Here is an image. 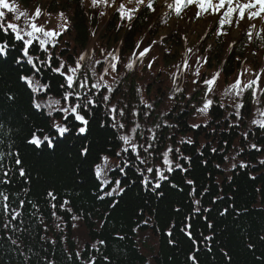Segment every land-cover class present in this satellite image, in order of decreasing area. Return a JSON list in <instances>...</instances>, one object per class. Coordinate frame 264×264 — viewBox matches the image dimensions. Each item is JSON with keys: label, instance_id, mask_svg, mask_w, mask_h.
<instances>
[{"label": "trees", "instance_id": "16d2710c", "mask_svg": "<svg viewBox=\"0 0 264 264\" xmlns=\"http://www.w3.org/2000/svg\"><path fill=\"white\" fill-rule=\"evenodd\" d=\"M22 1L27 4L32 2ZM120 2L117 0V4ZM43 5L50 13L59 10L71 12V25L59 37L55 55L72 64L80 54L88 53L86 60L81 62L86 67L95 60L103 61L105 58L115 62L109 53L118 54L121 60L117 65L118 71L105 77L116 88L111 103L118 109L128 105L126 115L130 110L150 112L148 117L138 118L142 127L137 130V139L144 138L139 136L140 132L147 137V129L161 123L162 127L155 129L160 141L157 150L162 152L169 145L173 150L179 147L191 162L179 161L188 171L181 173L177 170L170 174L171 182L179 187L172 188L167 181L162 183L158 191H162L163 196L145 190L140 183L142 178L135 174L134 168L126 170V176L121 175L117 168L116 172H109L108 177L113 180V185L116 179H120L125 193L99 199L104 193L100 191L102 185L95 177L94 165L102 162L101 153L110 157L111 167L121 164L115 153L122 142L109 126L110 118L100 108L90 120L86 137L68 135L66 139L58 138L54 149H36L29 145L27 140L33 129L44 128L46 133H52L50 124L53 118L46 115L47 109L37 112L32 107L31 89L19 79L21 74L31 75L32 70L26 63H15L21 47L17 43L16 50L11 51L6 60L0 59V152H20L27 180L19 177L17 172L11 174L10 185L0 186L9 193L18 194V199L10 196L12 207H16L19 200L25 201L22 217L14 222L16 231L0 229V237H3L0 239V264H48L50 261L55 264H81L75 256L77 251L85 259L98 257L97 264H108L100 259L102 256H107L110 264H191L188 256L197 247L200 249L196 253L199 264H264V260L260 259L264 257V240L260 239L264 236V214L252 208L258 201L257 191L264 196V165L259 164L264 151L256 152L248 147L251 143L260 147L264 145V130L250 126L253 104L247 94L239 127H231L230 124L236 123L235 117L230 115L234 112V93H222L227 88L225 83L237 75L242 63L243 67L251 64L249 53L240 49L225 58L228 42L220 38L216 52L207 49L199 51L196 54L197 66L181 74L175 67L182 64L184 58L180 29L166 28L163 18L158 15L157 3L154 13L149 12L145 18H140V13H137L131 25L119 18L116 8L102 4L93 7L91 0H83V4L81 0H51ZM141 11H144L143 8ZM101 12L105 14L101 15ZM191 15L194 17L193 13ZM2 22L7 25L4 18ZM164 29L167 30L166 36H160ZM4 39L12 43L10 37L0 34V42ZM138 41H142L141 49L151 47L152 51L144 57L143 63L137 61L134 69L128 71L123 64L132 56ZM154 41L156 43H152ZM34 54L43 58L39 51ZM203 58H207L208 62L205 63ZM152 60L155 62L149 69L147 65ZM36 63L39 66V61ZM217 67L223 69L222 85L215 88L214 94L208 95V99L214 101V110L204 115L197 111L204 103L203 80L210 78V72ZM196 68L200 69V76L189 79L188 74ZM97 71L99 73L100 67ZM36 78L41 83L50 84L46 93L37 94L38 102L46 101L49 95L61 99L62 77L45 70ZM253 78L252 74L244 73L245 82ZM194 80L200 82L193 83ZM181 88L182 92L179 91ZM7 94L14 95L15 101L5 102ZM141 95L144 101L153 105V109L140 104ZM221 103L223 108L218 106ZM54 117L64 123L62 113L55 112ZM165 121L172 127L163 126ZM101 122H105L104 127L100 126ZM122 122L127 131L130 127L128 120ZM197 124L201 127H192ZM250 129L256 132L255 136L251 135ZM243 132H249L248 140L242 136ZM184 139H190L192 143H180ZM82 145L90 148L86 158L80 155ZM212 148L217 151L212 152ZM240 149L244 151L237 155ZM233 154L237 162H246L250 167L240 171L239 167L230 170L228 165L233 162ZM171 158L175 160V155ZM6 163L10 165L11 158H6ZM154 164L159 165L160 160L155 159ZM187 180L195 182V197L189 195L193 185L187 184ZM111 187L109 185L104 191H109ZM49 191L57 197L51 203L57 205L55 211L62 217L61 220L51 215L53 209L47 196ZM195 198L201 200L203 208L212 211L194 214L196 206L192 200ZM65 199L71 202L68 206L81 217L79 220H73V213L59 208ZM116 201L119 203L112 207ZM32 204L38 208H33ZM177 208L181 211H175ZM225 208L228 213L220 215ZM186 217L192 218L186 220ZM209 222L213 225L211 229L207 227ZM2 223L3 218L0 217ZM185 223L192 225L188 229L192 232V239L181 231ZM169 229L171 237L167 235ZM79 230L85 235L82 243L78 241ZM8 235L17 240L18 246L7 239ZM207 235H213V240L205 241L204 236ZM170 239L174 243H169ZM52 240L56 241L55 245ZM99 240L105 241V244H96ZM250 243L254 245L253 249L248 248ZM93 244L100 252L91 247ZM209 244L210 252L207 251ZM225 252L230 260L224 256Z\"/></svg>", "mask_w": 264, "mask_h": 264}, {"label": "snow or ice", "instance_id": "6c2138e0", "mask_svg": "<svg viewBox=\"0 0 264 264\" xmlns=\"http://www.w3.org/2000/svg\"><path fill=\"white\" fill-rule=\"evenodd\" d=\"M156 0H121L117 4V0H91V6L97 7L99 5H104L105 7H114L119 13V18L125 20L129 25H131L134 20L137 18L136 14L140 13V18H145L149 12L154 13L156 11L154 5ZM168 9L175 13L178 18H183V13L192 8L194 16L196 19H200L204 16H214L216 20L211 21L213 24H218V32L214 34L226 35L224 29L226 27L231 28L233 25L239 28L240 23L244 22L245 31L247 32L248 39H252V31H248L249 22L264 19V0H165ZM83 4V0H81ZM128 5H133L128 7ZM143 8L144 11H141ZM2 9H6L8 13H14L17 11L9 0H0V34H3L5 37H10L12 43H9V39H4L0 42V59L6 60L11 51L16 50V44L21 45L19 55L16 57L15 63L17 65L26 63L30 66L32 73L31 75L21 74L19 79L22 84L27 88L31 89L33 94L32 96V107L37 112H40L44 109H47L46 115L53 118L50 124L52 133H46L44 128H35L32 131L30 138L27 140L29 145L34 146L36 149H41L46 147L48 149H54L57 146L58 138H67L68 135L76 136H87L89 133L90 120L93 118L96 110L103 108L106 115L110 118L108 121L109 126L115 130L116 138L122 142L119 150L115 153V156L121 160V164L116 167H109L110 157L101 153L100 159L101 163H96L94 165V173L97 180L100 181L102 187L100 191L104 194L98 198L103 200L105 197H113L114 195L122 196L126 189L122 186L121 180L116 179L113 185V180L108 177L109 172H116L119 168L121 175L126 176L128 171L132 168L139 174V177L142 179L140 183L143 185L145 190H149L152 193H155L157 196H163L161 189L162 183L169 182L170 187L178 188L179 186L175 183H172L170 180V174L179 170V172L184 173L188 171V168L184 164H181L179 161L183 160L190 163V157L184 156L180 148L177 147L173 150L172 146L169 145L166 150L160 152L157 149L160 147V141L158 140L157 133L155 129L162 127L161 123H157L154 127L147 129L149 135L144 136V132H140L139 136L144 137L143 139H137V130L142 126L139 123V117L144 116L148 117L151 113L144 112L141 113L137 110H130L128 114L125 113L124 107L117 108L115 104H112L113 99L112 94L116 92V88L108 83L105 79L106 76H109L111 73L118 71L117 65L121 63L119 55H113L109 53L112 61L109 62L107 58L103 61L95 60L92 63L87 64L85 67L81 62L86 60L88 53H82L76 58L72 64L67 63L62 56H56L55 50H57V44L59 42V37L63 33H57L54 30H46L43 26H38L37 23H30L29 29H21L15 23H8L4 25L3 18L5 17V12ZM41 9L37 7L34 10V17L39 19L41 16ZM104 15V12L100 13ZM27 13L20 12L16 19L19 20L22 17L26 16ZM59 16L61 19L65 18V13L60 12ZM64 31H68L66 27ZM256 24H251V29L255 30ZM93 35H95L93 33ZM187 38L185 37V41ZM152 43H156L155 41ZM142 41H138L135 45V50L132 53V56L128 58V61L123 64V67L128 71H132L135 67L137 61L143 63L144 57L152 51L151 47H144L141 49ZM33 45H36L33 48ZM51 45V49L49 48ZM30 49L32 54H30ZM39 51L43 54V58L40 55H35L34 53ZM103 51V50H102ZM191 52V49H188ZM255 53H253L254 55ZM94 55V53H93ZM204 62L207 63V58H203ZM36 61H39V66ZM155 61L152 60L148 63L147 67L152 68V64ZM101 65H107L101 67ZM100 67L98 73L97 68ZM178 72L187 71L189 69L188 60L185 59L182 64L175 66ZM50 70L53 74L62 77V82L60 88L63 89V94L61 99H54L51 95L47 97L46 101L38 102L36 99L37 94L46 93L50 84L41 83L40 79H37V74H42L43 71ZM223 69L213 74L212 78H205L203 84L206 85L204 103L201 107L197 108V111L207 115L210 110H214L213 105L214 101L208 99L209 94H214V86L217 84V81L220 78V74ZM247 70H242L231 85L230 91L234 93L235 104L234 112L230 113L233 115L237 122L235 124H230L231 127H239V119L241 118V109L245 107L244 97L247 94L250 102L257 106L256 112L260 117H264V68L259 69L256 72H253V79L244 81V73ZM193 75L196 77L200 76V69L196 68L193 72ZM200 81L194 80L193 83H199ZM183 91V89H179ZM228 93H226L227 95ZM174 99V97H171ZM62 100L64 101L62 105ZM14 102L15 96L12 94H7L5 96V102ZM140 104L144 105L147 109H153V105L144 101L143 96L140 97ZM220 108L224 107V104L221 103L218 105ZM55 112H60L63 114L64 123H60L54 117ZM167 115V113H164ZM122 120H128L130 127L125 131L126 125ZM260 130H264V119H254L252 121ZM101 127L105 126V122H101ZM163 126L172 127L168 125L167 122H163ZM207 126V125H205ZM194 128H200L201 125H193ZM252 136L256 135L255 131L249 130ZM242 136L245 140H248L249 132H243ZM171 137H169L170 139ZM133 141H136L135 143ZM180 143L191 144L190 139L181 140ZM250 149H254L256 152H262V149L257 143H251L248 145ZM212 152H216L217 149L212 148ZM244 149H240L237 152V155L240 152H243ZM90 154V148L88 145H82L80 149V155L82 157H87ZM175 155V160L170 158ZM6 158H11V164L6 163ZM160 160V164H154L155 159ZM236 157H233L235 159ZM259 164L264 165V160H260ZM18 166V167H17ZM217 167H220L217 165ZM232 169L237 167L241 169L249 168L250 165L246 162L241 161L239 165L233 163L231 165ZM19 177H26V170L22 166L21 154L18 150L0 152V186L10 185L12 183L11 174L17 173ZM255 179V177H252ZM135 183V181H133ZM187 184L193 185L192 191L189 193L190 196H196V189L194 187V181L187 180ZM109 185H112L109 191L105 192L104 189L108 188ZM182 190V189H181ZM10 196L18 199V194L9 193L5 188L0 187V217L3 218V223L0 224V229L16 231V225L14 224L18 218L22 217L25 201L19 200V204L16 207H12L10 204ZM47 196L50 198V207L53 209L51 215L57 220H61L62 217L58 216L55 209L57 205L51 203L55 201L57 197L53 192L49 191ZM31 203V201H29ZM70 201L65 199L60 205L61 210H66L68 213H73V209L68 206ZM119 203L116 201L111 206L115 207V204ZM194 207L193 213H200L201 211L210 213L212 209L203 208L201 205V200L195 198L192 200ZM33 208H38L37 205L32 204ZM175 211L180 212L181 209L177 208ZM228 209L225 208L220 215H226ZM10 217V218H9ZM71 218L73 220H79L81 217L75 213L72 214ZM192 217H186V220H190ZM205 220H208L207 216H204ZM43 223V220L41 221ZM75 227V225H73ZM57 228L60 227L59 224L56 225ZM171 227H175L172 225ZM192 225L190 223H185L181 231L192 239V232L188 231ZM207 227L211 229L213 225L209 222ZM169 237L172 236V231L169 229L167 232ZM123 239V237H120ZM3 239V237H0ZM7 239L11 241L13 245H17V240L13 239L10 235L7 236ZM264 240V236L260 237ZM205 241H212L213 235L204 236ZM51 243L55 245L56 241L52 240ZM169 243H174L173 240H169ZM195 244V240H193ZM96 244L104 245L105 241L99 240ZM96 244H93L91 247L100 252V249L96 247ZM18 246V245H17ZM249 249H253V244H248ZM211 245L209 244L207 251H211ZM200 249L197 247L193 253H190L188 260L191 264H199L198 253ZM77 260L81 264H97L98 257L89 256L87 259L82 258L79 251L75 253ZM224 256L230 260L231 257L225 252ZM71 258V257H69ZM102 261L108 262L110 264L109 258L107 256L100 257ZM260 259L264 260V257ZM48 264H55L54 261L48 262Z\"/></svg>", "mask_w": 264, "mask_h": 264}, {"label": "rangeland", "instance_id": "374dc122", "mask_svg": "<svg viewBox=\"0 0 264 264\" xmlns=\"http://www.w3.org/2000/svg\"><path fill=\"white\" fill-rule=\"evenodd\" d=\"M47 1L51 0H32L29 4L23 2L22 0H9V3H11L14 7H16L17 11L14 13H8L6 9H2V11L5 12V21L6 24L8 23H15L17 24L21 29H29L30 23L35 22L38 24V26H43L46 28V30H54L57 33H63L65 22L66 27L68 28L70 25V16L71 12L66 13L64 11H57V12H48V10L45 9L44 5ZM43 2V4L41 3ZM126 2V0H125ZM168 2H171V0H168ZM162 5L165 6V8L161 7L158 10V13L160 15L166 16V12H168L167 4L165 3V0H163ZM133 5H128V7H132ZM39 7L41 9V16L39 19H36L34 17V10ZM20 12L27 13L26 16L22 17L21 19L17 20L16 16ZM60 12L65 13V18L61 19L59 16ZM172 19V20H171ZM170 21L169 27H174L176 30L180 29V34L182 37V41L185 44L186 50L189 48L193 51L195 48H200L206 45L207 47L215 48L217 47L215 38L217 37V26L218 24H213L211 21L216 20V17L214 16H205L202 20L199 21H190L189 19H192V16L189 15L188 18H178V17H172ZM255 23L256 28L255 30L251 29V24ZM213 27V28H212ZM212 31V32H211ZM248 31H252V39L255 42L254 46L251 49H248L249 53V59L251 60V64L249 68L252 70H256L258 67H260L259 64L264 63V19H258L249 22ZM247 38V32L245 31V25L244 22L240 23L239 28L234 27L230 31V49L231 51L234 50H240L241 48L244 49V44H241L242 41V35ZM167 30L162 31V36H166ZM185 37L187 40L185 41ZM228 40V39H227ZM184 45L181 44V49L183 50ZM185 49L182 51H186ZM263 50V52H262ZM188 51V53H192ZM253 53H255L253 55ZM188 55V54H187ZM254 63V65H252ZM256 63V64H255ZM248 68V67H247ZM223 94H226L224 90H222ZM261 107H264V105H261ZM257 108V106H255ZM255 114L253 115L252 119H264V117H260L255 109ZM134 142V141H133ZM136 142V141H135ZM233 163L239 164L240 162H237L236 159H233ZM109 167H111L109 165ZM78 235V241L82 243L84 241V234L79 230Z\"/></svg>", "mask_w": 264, "mask_h": 264}, {"label": "bare ground", "instance_id": "6f19581e", "mask_svg": "<svg viewBox=\"0 0 264 264\" xmlns=\"http://www.w3.org/2000/svg\"><path fill=\"white\" fill-rule=\"evenodd\" d=\"M240 119H239V123H240ZM236 122H237V119H236ZM261 147L264 148V145H261ZM260 160H264V157L262 159H259V161ZM254 165L257 166V164H255V163H254ZM228 167L230 168V170H233L230 164L228 165ZM238 169H239L238 171L242 170L241 168H238ZM135 174L138 175V173L136 171H135ZM256 199H258V201L254 204V206L252 208H254L255 210H257V211H259V212H261V213L264 214V196H262V194H261L260 191H257V197H256Z\"/></svg>", "mask_w": 264, "mask_h": 264}]
</instances>
